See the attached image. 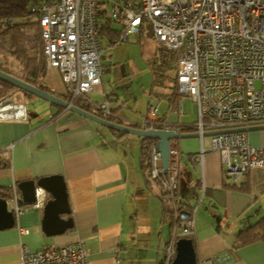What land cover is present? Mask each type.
Returning a JSON list of instances; mask_svg holds the SVG:
<instances>
[{
	"label": "crops",
	"instance_id": "0c3cea01",
	"mask_svg": "<svg viewBox=\"0 0 264 264\" xmlns=\"http://www.w3.org/2000/svg\"><path fill=\"white\" fill-rule=\"evenodd\" d=\"M101 9L104 23L109 13L105 6ZM111 29L119 30L120 24L111 20L100 30V82L78 101L97 114L95 104L107 100L122 123L142 124L147 111L142 115L136 107L141 88L137 92L130 86V76L117 74L119 63L113 51L104 55L108 48L121 47L119 31ZM52 69L61 81L58 70L47 63L39 81L61 97L65 90L45 76ZM162 89L148 91L151 104L152 98L163 103L160 113L156 106L157 122L181 132L195 131L196 120L184 119L180 95ZM15 90L0 103V194H10L8 200L16 193L22 202L19 181L61 174L70 207L62 217L71 216L72 226L45 234L44 204L14 215V225L0 229V264H20L22 247L34 251L76 240L83 242L91 264H165L167 249L175 250L180 237L192 239L197 264H264V242L234 247L240 231L264 216V169L232 178L225 173L220 153L212 149L210 136L173 139L170 146L177 152L172 159L178 173L173 201L157 180H145L140 136L111 131L20 88ZM247 137L251 144L264 147V129L247 132ZM169 206L172 217L164 214ZM181 210L194 216V230L188 235L180 233Z\"/></svg>",
	"mask_w": 264,
	"mask_h": 264
},
{
	"label": "built area",
	"instance_id": "2783aa9c",
	"mask_svg": "<svg viewBox=\"0 0 264 264\" xmlns=\"http://www.w3.org/2000/svg\"><path fill=\"white\" fill-rule=\"evenodd\" d=\"M31 10L38 13L42 54L47 66L58 70L70 96L66 101L73 104L75 98H85L100 82L99 0H42ZM108 16L120 24L119 42L148 24L155 42L172 51L176 93L196 103L194 128L199 134L264 124V0H121L114 2ZM95 105L99 116L117 120L107 100ZM157 119V108L150 103L140 127L157 128ZM209 136L228 176L237 178L251 169H264V147L251 144L246 131ZM149 150L150 177L159 179L174 201L178 173L172 158L177 152L169 147V166L164 170L154 142L149 143ZM35 198L24 203L13 193L8 208L14 215L40 208L46 191L36 187ZM173 210L178 216L179 208ZM179 229L182 235L193 232V213L181 219ZM174 254L173 246L169 247L164 263L170 264ZM20 264L91 263L83 242L76 240L34 251L22 247Z\"/></svg>",
	"mask_w": 264,
	"mask_h": 264
},
{
	"label": "water",
	"instance_id": "95a60500",
	"mask_svg": "<svg viewBox=\"0 0 264 264\" xmlns=\"http://www.w3.org/2000/svg\"><path fill=\"white\" fill-rule=\"evenodd\" d=\"M0 79L4 80L15 87H18L30 94L38 96L57 106L75 112L89 120L97 122L114 131L135 134L141 138H149L154 140L155 149L160 153L161 167L166 170L169 164V147L170 141L173 139L186 137H205L216 133L230 131H254L264 129V124H256L249 126H238L214 130H204L201 134L198 131L181 132L172 128H142L129 124H123L105 119L93 112L87 111L76 106L63 98L53 94L52 92L42 89L36 85L30 84L18 77L7 73L0 69ZM41 187L49 193V198L43 205V216L41 219L42 229L47 235L63 232L66 228L72 226L71 216L62 217L64 214L70 213L67 190L63 176L61 174H51L40 176L37 179H29L19 181L17 188L20 192L21 200L24 203L35 201V188ZM188 216L185 210L180 211L181 219ZM15 223V217L8 208L6 198L0 196V229L12 227ZM170 264H197L195 250L192 239L188 237H180L175 242V255Z\"/></svg>",
	"mask_w": 264,
	"mask_h": 264
},
{
	"label": "trees",
	"instance_id": "16d2710c",
	"mask_svg": "<svg viewBox=\"0 0 264 264\" xmlns=\"http://www.w3.org/2000/svg\"><path fill=\"white\" fill-rule=\"evenodd\" d=\"M41 1L42 0H0V49L11 55L22 66L21 69L15 71L14 68L5 66L4 62L0 61V69L18 77L23 81L47 90L46 87L39 81L41 75L45 71L46 60L41 50L38 13L31 10L33 6ZM106 19V22L101 23L100 30L104 29V27L112 20L109 16H107ZM111 30L119 31L120 29ZM157 54L159 61L154 63L159 66L152 68L153 84L162 83L163 79L168 74L167 71L172 68L173 61V53L170 49L159 46ZM159 67H161V71L159 70ZM162 70L164 73H162ZM173 79L175 85H172L174 88L170 87L171 95H175L176 93V75H174ZM8 88L19 89L18 87L0 79V97L5 95ZM62 96L63 99H70V96L66 92H64ZM78 99L80 98H75L73 100V104H77V106L86 109L85 105L81 104ZM111 111L113 112L112 109ZM98 114L99 113H97V115ZM108 118L111 121L122 123L118 119L116 120L112 117ZM131 125L140 127V124ZM154 126L157 128H164L157 122V120L154 121ZM192 128L195 130L194 127ZM110 130L114 131L112 129ZM150 142H154V140L145 137L141 138L140 166L146 181L155 179L161 184L159 179L150 177ZM163 192V194L167 195V198L169 197L168 199L171 198L167 191L164 190ZM0 196L7 199L10 194L2 193ZM164 214L165 216L172 217L171 206L164 208ZM254 241L264 242V216H261L255 223L240 231L236 241L237 244L234 247H239L240 245Z\"/></svg>",
	"mask_w": 264,
	"mask_h": 264
},
{
	"label": "rangeland",
	"instance_id": "374dc122",
	"mask_svg": "<svg viewBox=\"0 0 264 264\" xmlns=\"http://www.w3.org/2000/svg\"><path fill=\"white\" fill-rule=\"evenodd\" d=\"M115 1L121 0H99L101 6H105L108 13L111 12L113 8V4ZM116 27H118L117 23H114ZM120 48H108L106 49L104 55L107 56L110 51L114 53V59L119 63V66H116L115 70L118 75H125L131 77L130 86L137 90L141 88L140 96L138 97L137 109L142 112L144 115L147 111L148 105L150 104V95L148 93L151 87H154L155 91H159L160 89H166L173 87L174 83V75L175 70L171 68L167 71V76L163 79L162 83L152 84L153 74L152 68L157 67L159 65H155L158 60V47L159 45L155 42L154 37L151 33L150 26L148 24H144L141 32L130 34L129 39L127 41L120 42ZM109 59V57H107ZM0 61L4 62L5 66L14 68L15 71L21 69V64L15 60L11 55L7 54L5 51L0 49ZM106 61V60H105ZM155 62V63H154ZM161 71V67H159ZM162 73L163 70H162ZM105 74H103L104 76ZM46 78H51L54 86L65 90L64 84L59 80L57 73L52 69L48 70L45 74ZM49 76V77H48ZM173 85V86H172ZM258 85V84H256ZM174 88V87H173ZM162 89V90H163ZM14 90V91H13ZM11 91L15 92V89L8 88L3 97H0V103L3 98L7 96ZM152 95V94H151ZM182 104H183V112L185 120H197V106L196 103L193 102L187 95H180ZM154 99V106H158V113L162 111V101L158 98ZM40 100V99H38ZM148 101V102H147ZM133 104V102L131 101ZM159 103V105H157ZM162 103V105L160 104ZM2 105L0 104V107ZM135 135V134H133Z\"/></svg>",
	"mask_w": 264,
	"mask_h": 264
}]
</instances>
